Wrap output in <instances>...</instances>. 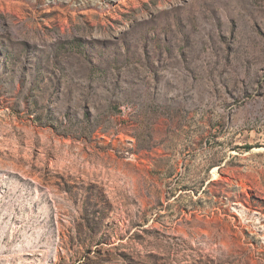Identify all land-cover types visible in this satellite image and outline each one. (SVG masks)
Here are the masks:
<instances>
[{
    "label": "rangeland",
    "instance_id": "374dc122",
    "mask_svg": "<svg viewBox=\"0 0 264 264\" xmlns=\"http://www.w3.org/2000/svg\"><path fill=\"white\" fill-rule=\"evenodd\" d=\"M0 264H264V0H0Z\"/></svg>",
    "mask_w": 264,
    "mask_h": 264
}]
</instances>
